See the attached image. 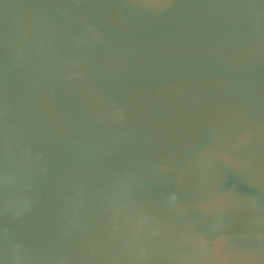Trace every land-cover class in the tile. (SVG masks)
<instances>
[{"label": "water", "instance_id": "1", "mask_svg": "<svg viewBox=\"0 0 264 264\" xmlns=\"http://www.w3.org/2000/svg\"><path fill=\"white\" fill-rule=\"evenodd\" d=\"M220 154L264 164V0H0V264H218L264 235Z\"/></svg>", "mask_w": 264, "mask_h": 264}, {"label": "flooded vegetation", "instance_id": "2", "mask_svg": "<svg viewBox=\"0 0 264 264\" xmlns=\"http://www.w3.org/2000/svg\"><path fill=\"white\" fill-rule=\"evenodd\" d=\"M254 139L243 136L232 147L244 150ZM204 206L225 209L264 207V164L247 157L218 156L200 192ZM211 259L218 264L264 263V235H228L216 240Z\"/></svg>", "mask_w": 264, "mask_h": 264}]
</instances>
